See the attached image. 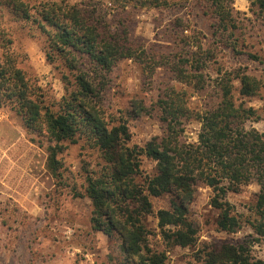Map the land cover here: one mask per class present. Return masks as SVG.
<instances>
[{
  "label": "trees",
  "instance_id": "obj_1",
  "mask_svg": "<svg viewBox=\"0 0 264 264\" xmlns=\"http://www.w3.org/2000/svg\"><path fill=\"white\" fill-rule=\"evenodd\" d=\"M133 4L158 7L163 3L135 0ZM251 4L264 16V0ZM208 7L211 15L218 16L215 22L222 30L235 27L231 5L210 0ZM0 8L40 31L45 57L51 64L58 63L65 84L58 108L46 105L37 81L18 65L13 39L0 22V106L14 111L29 133L48 141L46 167L55 180L62 177L58 155L63 142L85 138L98 150L104 165L85 179L93 205L92 227L107 236L118 235L125 261L166 264L165 252L148 244L150 232L143 218L152 213L150 197L172 195L169 207L155 213L163 239L180 247L195 244L197 227L189 219L188 209L200 183L212 191L210 204L218 211V230L233 233L242 220L227 196L255 182L258 191L250 209L255 219L248 222L257 236H264V131L252 125L261 120L257 109L237 101L234 95L237 91L241 98L258 96L262 87L258 78L239 69L217 70L218 99L203 108L191 106L186 89L167 87L157 101L162 134L142 147L129 146L126 123L109 121L102 107L108 75L120 59H132L141 66L143 76L151 78L156 67L166 64V56L148 52L130 39L123 22L111 23L105 12L84 3L45 0L31 5L24 0H0ZM193 40L191 51L180 55L170 70L178 82L201 89L208 76L207 60L213 55L203 49L199 37ZM235 81L239 82L237 88ZM134 106L143 110L140 104ZM191 119L200 123V129L196 141L186 142L181 133ZM142 155L155 162V173L138 184L135 176ZM201 264H264V260L245 244L222 243L205 251Z\"/></svg>",
  "mask_w": 264,
  "mask_h": 264
},
{
  "label": "rangeland",
  "instance_id": "obj_2",
  "mask_svg": "<svg viewBox=\"0 0 264 264\" xmlns=\"http://www.w3.org/2000/svg\"><path fill=\"white\" fill-rule=\"evenodd\" d=\"M24 1L34 5L45 0ZM69 1L105 12L111 23L123 22L132 41L144 45L148 52L166 56V64L156 67L151 78L144 77L141 66L132 59H120L108 75L102 107L109 121L126 123L130 132L127 145L142 147L162 134L157 101L167 87L186 89L192 107L215 103L219 69L243 70L260 80L258 96L241 98L237 91L234 95L237 101L257 109L261 120L252 125L264 131V16L252 0H223L231 5V17L236 19L235 27L225 31L215 22L218 16L210 13V0H159L163 4L158 7L134 5L135 0ZM178 17L182 19L179 23L175 21ZM0 22L13 39L18 65L37 81L44 103L57 109L65 84L58 63L51 64L45 57L44 37L2 8ZM193 36L213 55L207 60L208 76L201 89L178 82L170 70L180 55L191 51ZM234 83L237 88L239 82ZM135 103L143 106L141 112ZM199 129L197 120H188L181 139L196 141ZM48 144L42 136L29 133L14 111L0 106V264H135L125 261L117 234L107 236L92 227L93 205L85 179L104 165L98 150L85 138L63 142L58 155L62 177L55 180L46 167ZM139 160L135 182L144 184L146 177L155 173V162L144 155ZM257 191L258 185L251 182L228 194L227 200L242 223L238 231L227 233L217 228L218 211L210 204L211 189L198 184L188 209V217L197 227V240L190 247L164 240L157 227L155 213L169 207L172 195L150 197L152 213L143 218L150 232L149 247L165 252L166 264H201L205 251L222 243L245 244L255 257L264 260V236H257L248 222L255 219L250 209Z\"/></svg>",
  "mask_w": 264,
  "mask_h": 264
}]
</instances>
